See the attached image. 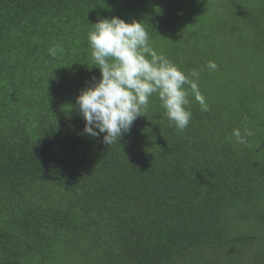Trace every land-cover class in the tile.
<instances>
[{"label":"trees","instance_id":"trees-1","mask_svg":"<svg viewBox=\"0 0 264 264\" xmlns=\"http://www.w3.org/2000/svg\"><path fill=\"white\" fill-rule=\"evenodd\" d=\"M224 1L231 38L217 46L185 0H0V264L77 250L103 264H264L253 233L264 228V93L241 83L264 80L245 65L248 51L264 57V0ZM113 16L139 21L185 73L203 76L211 60L230 74L208 111L190 97L183 132L153 95L120 142L83 133L76 100L101 77L88 34ZM245 127L239 144L233 129Z\"/></svg>","mask_w":264,"mask_h":264},{"label":"clouds","instance_id":"clouds-1","mask_svg":"<svg viewBox=\"0 0 264 264\" xmlns=\"http://www.w3.org/2000/svg\"><path fill=\"white\" fill-rule=\"evenodd\" d=\"M92 66H98L101 77L80 92L76 104L85 120L83 133L100 137L107 145L119 141L131 130L135 120L145 115L150 98L158 96L168 120L179 132L190 124L191 98L199 103L201 111L209 106L201 93L200 73L192 69L185 73L150 43L145 27L137 20L126 21L119 16L104 18L93 24L88 34ZM55 56L56 48L49 49ZM210 71L218 65L207 63ZM232 135L239 144H247L253 135L245 127L234 128Z\"/></svg>","mask_w":264,"mask_h":264},{"label":"rangeland","instance_id":"rangeland-1","mask_svg":"<svg viewBox=\"0 0 264 264\" xmlns=\"http://www.w3.org/2000/svg\"><path fill=\"white\" fill-rule=\"evenodd\" d=\"M189 7H194L196 14H195V23L199 27H205L207 29V38H213V35H215V39L213 44H216L217 46H223V44L231 38V34L227 31L228 30V22L231 19L229 14L225 12V10H222L221 6H224L225 1L224 0H195L192 2H189V0H185ZM246 1V0H245ZM243 3V1H242ZM215 33V34H214ZM262 39H264L262 37ZM183 45L181 46L182 49H185L184 43H189L190 41L187 39H182ZM195 46H199L203 42H191ZM169 44V43H168ZM167 44V46H168ZM207 46V43H203L202 45ZM171 46V45H170ZM178 48V47H177ZM248 51V49H247ZM254 51V50H252ZM247 54L248 60L245 62V65L251 69H258L263 66L264 69V57L260 58L262 55V52H255L256 56H253L250 51ZM237 68V66L232 67ZM230 79V74L228 71L223 70H215L210 71L208 68H205L203 71V76H200L199 80V86L201 89L200 82H205V90H207V98L206 101L213 97L214 94L219 93V85L223 83L224 80ZM243 87L245 83H248V86L246 87L247 90L250 91L252 94L253 90L251 86L257 87L261 92L264 93V80L258 77L253 78L252 80L244 79L241 81ZM233 92H230V98L233 96ZM227 102L232 105L235 104L233 99H227ZM231 110V108H230ZM230 118L233 120L231 111H230ZM253 233L257 235L264 234V228H253ZM257 244H261L262 247L256 248L257 252L264 254V241L258 242ZM211 246V244H210ZM80 250L74 251L72 255L70 256L71 252L66 253L64 256L60 254L57 258H55L53 261L50 262V264H79L78 262H73L74 260H84L83 264H103L99 259L94 260L92 256L88 255L85 251L81 250V253H79ZM77 253H79L77 255ZM218 256V255H217ZM216 256L211 257L215 259ZM254 258L253 255L244 256V258H228L225 257L224 264H241L244 260L246 262L251 261ZM189 264H198L200 261H207L208 263L212 262L210 258L207 257H198V258H186ZM220 259V257H219ZM249 264H253L252 262H249Z\"/></svg>","mask_w":264,"mask_h":264}]
</instances>
